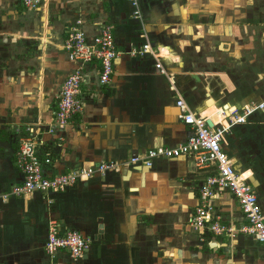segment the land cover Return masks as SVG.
Here are the masks:
<instances>
[{
    "label": "crops",
    "instance_id": "crops-1",
    "mask_svg": "<svg viewBox=\"0 0 264 264\" xmlns=\"http://www.w3.org/2000/svg\"><path fill=\"white\" fill-rule=\"evenodd\" d=\"M140 10L142 21L126 0H41L39 8L0 0V264H48L50 219L91 241L77 261L59 252V264H264V245L254 238L206 232L202 242L188 225L200 187L214 174L190 156L96 174L61 192L10 194L22 182L15 154L27 126L48 143V176L186 140L190 128L167 75L152 55L129 53L146 40L188 106L212 125L225 123L219 108L240 113L264 101V0H141ZM77 20L89 37L100 22L113 24L120 54L110 83L91 81L81 112L47 134L59 88L75 66L62 41ZM221 146L264 210V109L233 125ZM216 194L209 201L213 215L241 224L230 192Z\"/></svg>",
    "mask_w": 264,
    "mask_h": 264
},
{
    "label": "built area",
    "instance_id": "built-area-1",
    "mask_svg": "<svg viewBox=\"0 0 264 264\" xmlns=\"http://www.w3.org/2000/svg\"><path fill=\"white\" fill-rule=\"evenodd\" d=\"M25 6L39 8L41 0H20ZM132 7L133 18L142 21L140 10L141 0H126ZM76 25L67 27L62 48L68 59L74 62L72 71L62 82L57 96L56 109L51 123L45 133L55 134L62 131L80 113L83 101L80 98L83 88H88L91 81L95 86L109 84L113 74V61L120 54L114 41V26L108 22H100L97 30L89 37L81 27V20ZM146 38V34L140 35ZM134 56L150 54L156 60L155 67L160 73L167 75L169 88L175 93V104L179 109V117L190 128L186 140L174 147L156 146L142 153H134L126 161H100L90 167L73 169L68 172L45 174L43 167L53 162L48 149V143L40 132L27 126L25 133L18 138L15 163L22 173V182L14 185L10 194L24 196L34 192L45 194L64 191L66 188L86 181L96 174L105 175L108 172H119L124 167L142 165L151 167L156 158H176L190 156L198 168H214V174L206 177L200 187V203L188 220V225L199 231L202 242L205 234L213 236L247 235L264 245V210L259 202L255 189L247 181L243 173L238 172L232 159L222 149L224 135L235 124H242L256 110L264 109V101L245 105L240 113L232 109L226 114V109L219 108V114L225 120L209 126L207 117L192 110L175 86V80L169 75L159 61V53L146 40L138 48L129 52ZM97 63V69L91 68V63ZM226 189L233 196L242 214L241 224L224 221L220 215H213V206L209 203L215 197L218 189ZM5 196V195H4ZM90 240L83 233L73 228H61L59 223L50 219L47 223L44 251L48 256V264H59L57 255L66 252L72 261L82 259L89 249Z\"/></svg>",
    "mask_w": 264,
    "mask_h": 264
},
{
    "label": "water",
    "instance_id": "water-1",
    "mask_svg": "<svg viewBox=\"0 0 264 264\" xmlns=\"http://www.w3.org/2000/svg\"><path fill=\"white\" fill-rule=\"evenodd\" d=\"M206 123H207L209 126L212 125V123H211L210 120H207ZM124 169H125V170H124ZM139 170H141V169H139ZM125 172H126V168H123L122 173H125ZM100 234H101V232H100Z\"/></svg>",
    "mask_w": 264,
    "mask_h": 264
},
{
    "label": "flooded vegetation",
    "instance_id": "flooded-vegetation-1",
    "mask_svg": "<svg viewBox=\"0 0 264 264\" xmlns=\"http://www.w3.org/2000/svg\"><path fill=\"white\" fill-rule=\"evenodd\" d=\"M258 197V196H257Z\"/></svg>",
    "mask_w": 264,
    "mask_h": 264
}]
</instances>
